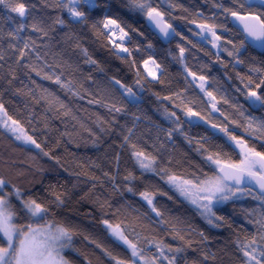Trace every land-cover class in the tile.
<instances>
[{"label":"trees","instance_id":"1","mask_svg":"<svg viewBox=\"0 0 264 264\" xmlns=\"http://www.w3.org/2000/svg\"><path fill=\"white\" fill-rule=\"evenodd\" d=\"M12 2L23 3L27 14L0 4V106L40 145L24 146L0 124V197L11 202L18 226L30 224L20 201L47 208L39 224L69 231V264H115L106 252L131 264L130 250L106 224L155 264L173 255L177 264H246L241 249L253 241L264 251V200L255 192L217 209L221 219L210 225L168 184L170 177L200 183L219 176L209 156L239 163L230 137L264 152V107L246 95H264V85L256 88L264 80V52L245 43L224 11L244 15L240 0H150L175 29L169 42L146 26L147 16L130 0L79 4L86 18L75 21L68 0ZM105 20H115L125 38L113 37ZM202 26L217 33L216 47L202 40ZM152 59L161 69L157 80L143 68ZM138 152L156 168L142 171Z\"/></svg>","mask_w":264,"mask_h":264},{"label":"snow or ice","instance_id":"2","mask_svg":"<svg viewBox=\"0 0 264 264\" xmlns=\"http://www.w3.org/2000/svg\"><path fill=\"white\" fill-rule=\"evenodd\" d=\"M69 2L71 5L68 8L69 13L72 17L80 20H84L86 18V14L85 12L79 10L77 5L88 4L90 7H96L94 0H69ZM0 4H5L11 12L17 13L22 18L27 14V9L23 3L13 4L12 0H0ZM130 4L133 8L143 12L149 21L160 29V32L164 37H168L170 34L175 33V29H172L171 25L163 23V14L158 11L156 7L152 6L150 0H130ZM246 5L247 8H245ZM254 6L264 8V0H240L239 7L241 9H245L244 15H240L239 12L228 8H225L224 11L242 22L243 31L246 33V39H250L253 43L258 42L260 47H264V19H262V17H264V12L253 13L250 9ZM57 23L63 24L64 21L58 20ZM103 23L105 28H107L109 24L116 25L121 33L127 35V33H124L123 28H120V26L116 24L115 20H105ZM25 26L26 25L24 23L19 24L16 32L18 33L19 31H22ZM32 27L36 31H42L36 23H33ZM202 27H206L215 39H220L216 36V33L212 28L207 26ZM10 34L15 35L16 33ZM121 39H123V36H121ZM27 47L28 45L25 44V48ZM117 47H119V45H117ZM149 47H151V45H149ZM121 50L123 52L129 51L127 48H122ZM183 51L184 49H181V53H183ZM23 56L24 53L21 52V59ZM0 59H2V57H0ZM153 63H155V61H153ZM157 67H159V65H157ZM152 75L155 78V74ZM200 79H203V77H200ZM116 83H119V81ZM249 83L251 84L252 81L249 80ZM261 85H264V80H262L260 84H257L256 88L259 89ZM121 87L130 97H134L135 94L132 92L131 88L124 85H121ZM201 87H203V85H201ZM209 95H211V93H209ZM246 95L247 98L252 101L254 106L264 107V95H261L258 91L254 90L248 91ZM116 111H120V109H116ZM171 115L175 116V113H172ZM261 127H264V123L261 124ZM169 135H171V133H169ZM20 138L21 137L17 136V139ZM230 139L236 141V144L241 147L242 159L239 163L221 167L220 172L223 175L216 176L205 181L199 189V191L203 193L200 198L208 201V203L201 204L200 207L205 209L208 213L209 223L213 222L211 217L215 216V213L212 212L211 209V202L213 198H216L218 201H224L229 199L230 196L234 195L236 192H247L249 195H253V188L258 186V191L255 192L253 198L257 200H264V152H257L254 148H248L246 144L242 141L236 140V137L234 136L230 137ZM26 142L34 145L36 148H40V145L32 139V137H27ZM44 154L48 155V153ZM135 155L142 168L146 170L151 169L154 161L149 160L148 157L143 155V153L138 152ZM208 160L217 165L220 163L219 159L213 160L212 156H209ZM128 178L131 179V177ZM169 179L170 182L174 180L173 177H170ZM183 183L188 184L190 182L184 181ZM4 185L5 181L0 179V188ZM241 185H244L245 187L241 188ZM128 190L132 191L131 188ZM179 190L181 191V194L189 195L186 188L180 187ZM142 195L151 205L152 200L149 195L147 193H143ZM193 202L196 203L197 201L193 200ZM6 205L7 201L3 197H0V237H2V242H0V264H67V261L60 256L59 251L56 249V244L61 240H71V234L68 230L57 229L55 235H50L44 241L38 243L36 237L38 234L42 235L43 230L34 229L31 225L20 227L14 224L13 214L7 210ZM23 207L30 212L32 216H39L43 213H47L48 211L47 208L43 207L35 200L24 202ZM152 210L156 211L155 208ZM157 215H159L158 212ZM105 223L107 222L105 221ZM261 227H264V224H261ZM109 228L116 241L122 242L131 250V264H138V261L145 260V257L141 254V250L137 248L136 244H133L128 240L122 230L118 227L112 228L111 225H109ZM254 243L255 241L252 242V244ZM252 244L245 245L241 249L244 256L248 258L246 264H253V261H255V264H262V261L257 259V255L264 257V251H259L257 253V249L252 247ZM63 246V244L60 245L61 248ZM158 248L160 249L161 254H163V248L159 245ZM245 249H250V251ZM54 250L56 251V256H53ZM168 250L176 254L184 251L182 248H169ZM106 255L115 261V264H125V261L113 257L110 252H106ZM57 257H59V259H57ZM164 258L168 260V264H177L176 255H173L171 259L166 256ZM145 264H148V262L145 261ZM152 264H155L154 260L152 261Z\"/></svg>","mask_w":264,"mask_h":264},{"label":"rangeland","instance_id":"3","mask_svg":"<svg viewBox=\"0 0 264 264\" xmlns=\"http://www.w3.org/2000/svg\"><path fill=\"white\" fill-rule=\"evenodd\" d=\"M68 1H69V0H68ZM94 2H95V0H94ZM87 5H88V4H87ZM88 6H89V5H88ZM89 7H90V6H89ZM71 18H72L74 21H75V20H80V19L74 18V17H72V16H71ZM108 27L111 29V31H112V33H113V37H115V34L118 33V35L120 34L121 36H123V38H125V35H124L123 33L120 32L119 28H117L116 25L109 24ZM199 31H200L201 38H202L203 41H207V42H209V44L211 43V45H212L213 47H216V46H217L215 37L212 36V33H211L210 31H208L206 27H199ZM116 35H117V34H116ZM216 36L218 37L217 33H216ZM121 51H122V50H121ZM122 52H123V51H122ZM153 61H155V60L152 59V60H150V61H147V63H144L143 68H145L146 73H147L149 79H151V80H157V79H158V76H159V74H160L161 69H160L159 67H157L156 62L153 63ZM152 74H155V78L153 77ZM204 93H205V92H204ZM207 97L211 100V97H209V96H207ZM138 100H139V98H138L137 96H136V97L134 96L133 101H138ZM213 104H214V106H215V103H213ZM214 106H213V107H214ZM0 111H1V112H0V124H2V126H3L4 128H7L8 130H11V132H10L11 135H12V136H13L18 142H20L21 144H23V145L26 146V147L29 146V147H32V148H35V149L39 150V148H36L34 145H32V144L26 142V138H27V137H30V136H29V134L24 130L23 127H21V126H20L19 124H17V123H14L13 121H11V120L7 117V118L10 120V123H9L8 119H7V118L5 117V115H4V114H5V111H4L3 107H0ZM17 136H19V137H21V138H20V139H17ZM32 139H33V138H32ZM23 141H24V142H23ZM230 141H232V143L235 145L236 149H238L239 153L241 154V147H240L239 145L236 144V141H233V140H231V139H230ZM243 143H244V142H243ZM241 156H242V155H241ZM141 158H143V157H141ZM134 159H135V161H136V164L139 166V168H140L142 171H145L146 169H144V168H142V167L140 166V164H139V162H138V160H137L136 155L134 156ZM148 159H149V158H148ZM241 159H242V158H241ZM149 160H151V159H149ZM151 161H153V160H151ZM212 164H214V166H215V168H216L217 171L220 170V167L222 166V163H219V165H217V164H215V163L212 162ZM151 168H152V169H155V168H156V164H155V162L152 163ZM149 170H150V169H149ZM149 170H146V171H149ZM146 171H145V172H146ZM184 181H187V180L180 179V178H178V180H177V178H176V179H174L173 181L170 182V179H169V180H168V184H170V185H171V186L177 191L178 195H180L181 198H182V199H183L188 205H191V206H193L195 209H197V210L199 211V213H200L201 215H203V216L206 218V220L208 221V213L205 211V209H203L202 207H200L201 204H203V203H208V201H205V200H203V199L200 198V197H202L203 193H201V192L199 191L200 187L203 185V183H204L205 181H201L200 183H197V182H194V181L189 180L188 182H190V183H188V184H184V183H183ZM180 187H184V188H186V189L188 190V192H189V195H183V194H181V191L179 190ZM246 194H248V193H247V192H236L234 195H231L229 199L224 200V201H218L216 198H213V200H212V202H211V209H212V212L215 213V216H214V217H211L213 222L210 223V225H214V221L217 219V214H216V210H217V209L222 208V206H224L227 202L232 201V199H240V198H243ZM9 199H10V197H9ZM193 200H196L197 202L194 203ZM6 201H7V205H6L7 210L13 214V223L16 224V225L18 226V224L16 223L15 214H14L13 211H12L11 202H9V200H6ZM20 202H22V204H24L25 201H20ZM23 209H24V212L26 213L27 219H28V221H29V223H30L29 225H31L32 228H34V229H40V230H43V234H42V235L38 234L37 237H36L38 243L41 242V241H44L48 236H50V235H55V234H56V231H57V229H59V228L56 227L55 225H51V226H49V225H43V224L41 225V224H39V223H40V220H41L42 217L44 216V213L41 214V215H39V216H32L31 213L28 212L24 207H23ZM202 213H203V214H202ZM105 228H106L107 230H109V233L111 234V236L113 237V239L116 240L115 237L113 236V234H112V232H111V230H110L108 224L105 225ZM112 228H114V227H112ZM120 230H121V229H120ZM119 243H120L121 245H123L127 250H130V249L128 248L127 245L123 244L122 242H119ZM61 244L64 245L62 248L60 247ZM70 244H71V240H70V241H67V240H61V241H59V242L56 244V249L59 251L60 256H62L63 259H64L65 261H67V260H66V258L64 257V251L70 246ZM130 252H131V250H130ZM257 253H258V251H257ZM141 254H142V253H141ZM142 255H143V254H142ZM53 256H56V251H55V250L53 251ZM143 256H144V255H143ZM144 257H145V256H144ZM57 259H59V257H57ZM257 259H258V260H261V261H262V264H264V263H263V261H264V257H260V256H258ZM145 261H147L148 264H152V261H153V260H151V259L149 260L147 257H145V260H143V261H138V264H145ZM67 264H69V263L67 262ZM253 264H255V263L253 262Z\"/></svg>","mask_w":264,"mask_h":264},{"label":"water","instance_id":"4","mask_svg":"<svg viewBox=\"0 0 264 264\" xmlns=\"http://www.w3.org/2000/svg\"><path fill=\"white\" fill-rule=\"evenodd\" d=\"M241 15V14H240ZM229 21L231 22V25L233 28H236L237 30H239V32H242V34L245 37V43H247L249 46H251L256 52H264V47H260L259 43H253L250 41V39H246V33L243 31V25L242 22L239 21L236 17L230 16L229 17ZM163 23L164 24H168L164 17H163ZM146 26H148V28L156 35L158 36L160 39H162L164 42H169L172 37L174 36L173 34H170L168 37H164L163 34L160 32V29L158 27H156L152 22L149 21V19L147 18L146 21ZM172 28V26H171ZM173 29V28H172ZM228 164H223L221 167H226ZM220 167V168H221ZM219 176H222L223 174L220 172V170L217 171ZM241 188H244V185L240 186ZM254 192L258 191V186L256 188H253Z\"/></svg>","mask_w":264,"mask_h":264}]
</instances>
